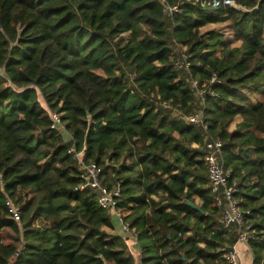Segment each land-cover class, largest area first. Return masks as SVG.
<instances>
[{"label":"trees","instance_id":"1","mask_svg":"<svg viewBox=\"0 0 264 264\" xmlns=\"http://www.w3.org/2000/svg\"><path fill=\"white\" fill-rule=\"evenodd\" d=\"M233 1L0 0V264H134L97 191L79 188L70 146L105 185L120 182L142 264H228L221 246L237 231L220 223L205 136L222 140L253 264H264V0ZM220 22L238 44L201 30ZM213 74L197 98L192 79Z\"/></svg>","mask_w":264,"mask_h":264},{"label":"built area","instance_id":"2","mask_svg":"<svg viewBox=\"0 0 264 264\" xmlns=\"http://www.w3.org/2000/svg\"><path fill=\"white\" fill-rule=\"evenodd\" d=\"M199 2L201 5H217L220 2L229 4L235 7L240 5L235 3L233 0H194ZM176 8V6H170L169 9ZM183 57L186 58V54L182 53ZM176 66H180V62L175 61ZM216 75L205 81L199 86L197 80L192 79V85L196 88H201L200 97L203 99L205 90V84L216 80ZM52 118L51 126L59 129L61 126H65L61 121V118L57 112H50ZM187 121L191 122H203L202 111L187 115ZM205 147L207 149L204 154V162L207 167V173L209 178L210 192L214 196V203L219 208V220L223 227H229L234 225L237 231V240L228 245L221 246L223 252V258L228 264H240L239 254L236 249L238 241L248 243V241L254 238V229L251 228V224L245 218V213L249 212V209H242L238 203V199L234 196V193L239 191V188L234 184H230L228 181V172L224 170L219 158L218 153L221 150L222 140L220 138H213L205 136L204 139ZM68 152H74V155L78 159V167L80 170V177L82 179L79 188H91L97 191L98 204L108 210L112 215L116 217L121 232L126 236L136 239V234L130 227L128 221L125 220L123 210L118 206V201L121 196L120 182L116 181L111 186H107L102 182L100 172L101 168L95 161H85L83 159V149L75 151L73 146L67 149ZM5 203L7 204L11 216L14 220H20V208L19 205L14 203L9 197L6 198Z\"/></svg>","mask_w":264,"mask_h":264},{"label":"crops","instance_id":"3","mask_svg":"<svg viewBox=\"0 0 264 264\" xmlns=\"http://www.w3.org/2000/svg\"><path fill=\"white\" fill-rule=\"evenodd\" d=\"M112 231L121 234L125 238V241L127 243V248L134 257V264H142L140 261V249L137 240L131 237L127 238V236L120 231L119 224L116 223V221H115V227L113 228ZM236 249L239 254L240 264H248L249 260H252V264H253V252L248 243L242 242L241 244H236ZM249 256L251 258H249ZM107 264H112V261H108Z\"/></svg>","mask_w":264,"mask_h":264},{"label":"rangeland","instance_id":"4","mask_svg":"<svg viewBox=\"0 0 264 264\" xmlns=\"http://www.w3.org/2000/svg\"><path fill=\"white\" fill-rule=\"evenodd\" d=\"M208 28H216V29H218V30H221L223 33H224V35L226 36V37H228V38H230L231 40H232V44H238L239 43V41L238 40H234V39H232V36H233V34H232V31L229 29V27L228 26H226V22H220V23H207V24H205L204 26H202L201 27V30H205V29H208ZM178 48H180L181 50H184L185 49V47H180V46H178ZM195 88V90H196V96H197V98L199 97L200 98V94L199 93H201V88H196V87H194ZM39 99L41 100V102H44L43 101V98H42V96L41 95H39ZM166 104V103H165ZM167 105V104H166ZM173 113L174 114H179L185 121L187 120V115L188 114H190V113H182L181 111H178V110H173ZM182 113V114H181ZM234 126V124H233V122L229 125V128H232ZM60 132H62L61 133V135H62V137L64 138V139H68V138H70V133L67 131V129L65 128V126L63 127V126H61V127H59V129H58ZM113 163H115V162H113ZM117 164V163H116ZM111 217L113 218V220H115L116 221V223H118L117 222V220H116V217L114 216V215H111ZM127 221V220H126ZM119 229V228H118ZM133 229V228H132ZM121 231V230H120ZM133 232H135L134 231V229H133ZM130 236H127V238H129ZM136 240V239H135ZM242 242H240V241H238L237 242V244H241ZM249 258H251L250 256H249ZM239 262H240V258H239ZM248 264H252V260H249V262H248Z\"/></svg>","mask_w":264,"mask_h":264},{"label":"water","instance_id":"5","mask_svg":"<svg viewBox=\"0 0 264 264\" xmlns=\"http://www.w3.org/2000/svg\"><path fill=\"white\" fill-rule=\"evenodd\" d=\"M185 202L190 204V205H192V206H194L198 210H202L201 207L198 204L194 203V202H191V201H189L187 199H185Z\"/></svg>","mask_w":264,"mask_h":264}]
</instances>
